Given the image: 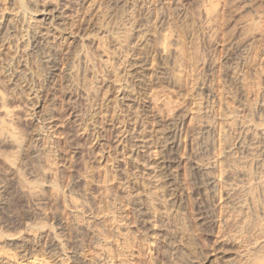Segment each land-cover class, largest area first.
I'll return each instance as SVG.
<instances>
[{
    "label": "rangeland",
    "instance_id": "374dc122",
    "mask_svg": "<svg viewBox=\"0 0 264 264\" xmlns=\"http://www.w3.org/2000/svg\"><path fill=\"white\" fill-rule=\"evenodd\" d=\"M42 8L64 25L46 62ZM0 16V264L264 251V0H0Z\"/></svg>",
    "mask_w": 264,
    "mask_h": 264
},
{
    "label": "bare ground",
    "instance_id": "6f19581e",
    "mask_svg": "<svg viewBox=\"0 0 264 264\" xmlns=\"http://www.w3.org/2000/svg\"><path fill=\"white\" fill-rule=\"evenodd\" d=\"M201 5L203 6V17L205 20H208L210 16H209L208 11L205 9V3L203 2ZM35 12L36 13H34L33 15L29 14V16H28L29 22L31 23L32 27L36 26L35 24H37V23H41V24H44L47 27V29L45 32L39 31L37 33L38 38H37V40L34 41V44H35L34 48H38L40 50L41 58L44 59L46 62L47 60H49L48 59L49 56L47 54V51H50V49H52L51 47H54V46H52L53 43L50 41V39L55 38L56 36L58 37V35L60 36L63 33L64 25L62 24V18L59 15H57L58 13L57 14L53 13V11L49 8H42V9L35 11ZM3 21H4L3 17L0 16V31L3 29L4 23H5ZM165 39H166V35L164 34L161 37L160 43L157 47L158 53L161 56L165 55L166 52L168 53L170 51H173L172 49H170V51L167 49V47L164 44ZM54 42H55V40H54ZM139 46H141V45H139ZM8 66H9L8 63H5V67L7 69H8ZM133 66H134L135 72H137V73L143 68V64L140 60L134 61ZM26 75H27V73L24 71L19 73V76H22V77H25ZM48 119H47V122H48ZM48 123H50V120ZM258 129H260V128H258ZM2 203L3 202L0 201V204H2ZM245 264H264V251H262L261 253L259 252V253L255 254L253 256V258L250 261H247Z\"/></svg>",
    "mask_w": 264,
    "mask_h": 264
}]
</instances>
